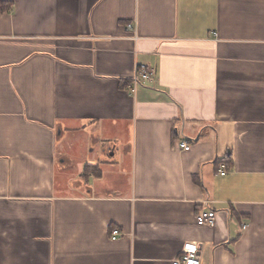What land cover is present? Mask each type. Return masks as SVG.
<instances>
[{"label": "crops", "instance_id": "0c3cea01", "mask_svg": "<svg viewBox=\"0 0 264 264\" xmlns=\"http://www.w3.org/2000/svg\"><path fill=\"white\" fill-rule=\"evenodd\" d=\"M189 241L264 264V0H0V264H172Z\"/></svg>", "mask_w": 264, "mask_h": 264}, {"label": "built area", "instance_id": "2783aa9c", "mask_svg": "<svg viewBox=\"0 0 264 264\" xmlns=\"http://www.w3.org/2000/svg\"><path fill=\"white\" fill-rule=\"evenodd\" d=\"M132 79L133 82L132 85L129 86V88L136 89L135 87L140 83H144L146 81H154L155 72L151 67L141 65L136 69V72ZM179 144L180 147L186 151L191 149V145L187 140H181ZM220 172L222 175H225L227 173L226 164L221 165ZM215 222L216 211L213 208L209 207L208 204L205 208L201 209L196 214V223L199 226H210L214 225ZM119 234V230L113 231L114 236H117ZM172 264H201L199 244L194 241L186 242L183 246L181 255L173 259Z\"/></svg>", "mask_w": 264, "mask_h": 264}, {"label": "rangeland", "instance_id": "374dc122", "mask_svg": "<svg viewBox=\"0 0 264 264\" xmlns=\"http://www.w3.org/2000/svg\"><path fill=\"white\" fill-rule=\"evenodd\" d=\"M71 160L66 163L64 171L66 172V175H68L67 183L73 184L74 181V167L78 163V161L82 158L81 154L76 155H70ZM109 159H111L110 156H108ZM114 159V158H113ZM60 166V165H59Z\"/></svg>", "mask_w": 264, "mask_h": 264}, {"label": "trees", "instance_id": "16d2710c", "mask_svg": "<svg viewBox=\"0 0 264 264\" xmlns=\"http://www.w3.org/2000/svg\"><path fill=\"white\" fill-rule=\"evenodd\" d=\"M88 170V167H86V171Z\"/></svg>", "mask_w": 264, "mask_h": 264}, {"label": "bare ground", "instance_id": "6f19581e", "mask_svg": "<svg viewBox=\"0 0 264 264\" xmlns=\"http://www.w3.org/2000/svg\"><path fill=\"white\" fill-rule=\"evenodd\" d=\"M141 86V85H140ZM201 252V251H200Z\"/></svg>", "mask_w": 264, "mask_h": 264}]
</instances>
